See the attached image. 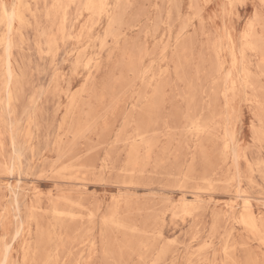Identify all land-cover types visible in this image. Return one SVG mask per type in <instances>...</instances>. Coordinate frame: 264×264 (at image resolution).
<instances>
[{
	"label": "rangeland",
	"instance_id": "374dc122",
	"mask_svg": "<svg viewBox=\"0 0 264 264\" xmlns=\"http://www.w3.org/2000/svg\"><path fill=\"white\" fill-rule=\"evenodd\" d=\"M0 264H264V0H0Z\"/></svg>",
	"mask_w": 264,
	"mask_h": 264
},
{
	"label": "bare ground",
	"instance_id": "6f19581e",
	"mask_svg": "<svg viewBox=\"0 0 264 264\" xmlns=\"http://www.w3.org/2000/svg\"><path fill=\"white\" fill-rule=\"evenodd\" d=\"M21 3V2H20ZM20 3H19V5H20ZM26 5V4H25ZM25 5H24V8H25ZM20 8V7H19ZM26 10V9H25ZM18 12V11H17ZM2 13H3V15H4V17L7 19V23H13V21L15 20V17H16V15H15V13L13 12V11H11V12H9V11H7L6 10V8L5 7H3L2 6ZM22 14V13H21ZM20 15V13L18 14V16ZM31 15V14H30ZM22 17V16H21ZM18 21H19V19H18ZM67 57V56H66ZM81 92H82V90H81ZM149 105V104H148ZM150 107V106H149ZM68 112V111H67ZM10 131V130H9ZM12 193V192H11ZM247 218V217H246ZM242 219V218H241ZM254 224V223H253ZM248 228H249V226L248 225H246ZM253 226V225H252ZM253 228V227H252ZM250 229H251V227H250Z\"/></svg>",
	"mask_w": 264,
	"mask_h": 264
}]
</instances>
